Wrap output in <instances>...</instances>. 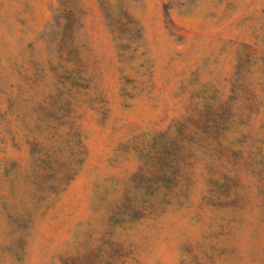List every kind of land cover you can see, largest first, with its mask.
I'll use <instances>...</instances> for the list:
<instances>
[{
	"label": "rangeland",
	"instance_id": "obj_1",
	"mask_svg": "<svg viewBox=\"0 0 264 264\" xmlns=\"http://www.w3.org/2000/svg\"><path fill=\"white\" fill-rule=\"evenodd\" d=\"M0 264H264V0H0Z\"/></svg>",
	"mask_w": 264,
	"mask_h": 264
}]
</instances>
